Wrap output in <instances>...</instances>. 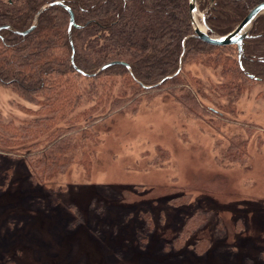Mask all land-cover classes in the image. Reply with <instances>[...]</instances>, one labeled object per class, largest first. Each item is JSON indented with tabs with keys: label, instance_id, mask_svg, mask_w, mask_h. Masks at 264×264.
<instances>
[{
	"label": "rangeland",
	"instance_id": "1",
	"mask_svg": "<svg viewBox=\"0 0 264 264\" xmlns=\"http://www.w3.org/2000/svg\"><path fill=\"white\" fill-rule=\"evenodd\" d=\"M185 69L221 81L198 60ZM95 105L77 113L97 117ZM38 110L0 86V123ZM221 114L144 95L97 121L94 142L44 183L22 154H0V264H264V87Z\"/></svg>",
	"mask_w": 264,
	"mask_h": 264
},
{
	"label": "trees",
	"instance_id": "2",
	"mask_svg": "<svg viewBox=\"0 0 264 264\" xmlns=\"http://www.w3.org/2000/svg\"><path fill=\"white\" fill-rule=\"evenodd\" d=\"M56 2L64 6H49ZM197 2L210 36L222 37L264 0ZM44 7L28 35L5 28L27 31ZM0 28V86L39 107L21 126L0 123V154H22L37 183L67 171L94 142L97 121L144 95L166 91L190 114L213 118L264 87V15L253 24L241 63L237 46H213L195 37L189 0H0ZM196 60L221 81L192 77L185 68ZM116 80L131 94L114 95ZM86 103L96 104L97 117L77 113ZM198 220L192 216L181 235Z\"/></svg>",
	"mask_w": 264,
	"mask_h": 264
},
{
	"label": "water",
	"instance_id": "3",
	"mask_svg": "<svg viewBox=\"0 0 264 264\" xmlns=\"http://www.w3.org/2000/svg\"><path fill=\"white\" fill-rule=\"evenodd\" d=\"M190 3V15H191V21L194 29V35L202 42H205L209 45L213 46H237L239 51V61L242 62V58L245 56V44L246 40L251 38V32L253 28L254 22L259 18V16L264 15V3L256 6L250 14L244 19L243 22L231 33L228 35L222 36V37H211L210 36V28L206 23V18L203 13L200 12L199 5L197 0H189ZM53 5H60L64 6L63 2H56L54 4H51L49 6ZM45 7L42 8L36 18L34 24L25 32H19L11 27H5L6 29H10L15 34L20 36H26L29 33H31L38 25V19L40 15L44 12ZM67 10L71 14V28L75 25L74 16L69 8ZM70 28V31H71ZM3 28H0V31ZM113 65V64H111ZM108 65L104 67L103 69H106L107 67L111 66Z\"/></svg>",
	"mask_w": 264,
	"mask_h": 264
}]
</instances>
